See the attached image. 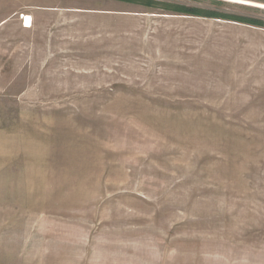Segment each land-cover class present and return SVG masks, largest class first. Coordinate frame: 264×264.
<instances>
[{
  "label": "rangeland",
  "instance_id": "rangeland-1",
  "mask_svg": "<svg viewBox=\"0 0 264 264\" xmlns=\"http://www.w3.org/2000/svg\"><path fill=\"white\" fill-rule=\"evenodd\" d=\"M0 22V264H264V0Z\"/></svg>",
  "mask_w": 264,
  "mask_h": 264
},
{
  "label": "trees",
  "instance_id": "trees-1",
  "mask_svg": "<svg viewBox=\"0 0 264 264\" xmlns=\"http://www.w3.org/2000/svg\"><path fill=\"white\" fill-rule=\"evenodd\" d=\"M117 1H126L128 2V0H117ZM130 1V0H129ZM173 11H177L179 12L180 14L182 15H186V16H196V17H205V18H211V17H219V18H223V19H231L232 20H239L241 21L240 19H234L233 17H222V16H219V15H214V14H211V13H208V12H204V11H200V10H196L194 8H191V7H179L176 9H173ZM256 26H259V27H263L264 28V25H256Z\"/></svg>",
  "mask_w": 264,
  "mask_h": 264
},
{
  "label": "built area",
  "instance_id": "built-area-1",
  "mask_svg": "<svg viewBox=\"0 0 264 264\" xmlns=\"http://www.w3.org/2000/svg\"><path fill=\"white\" fill-rule=\"evenodd\" d=\"M18 19L20 20L23 29H30L31 28V26H32L31 17H29L27 15L20 14Z\"/></svg>",
  "mask_w": 264,
  "mask_h": 264
},
{
  "label": "crops",
  "instance_id": "crops-1",
  "mask_svg": "<svg viewBox=\"0 0 264 264\" xmlns=\"http://www.w3.org/2000/svg\"><path fill=\"white\" fill-rule=\"evenodd\" d=\"M35 9H38V8H40V7H34ZM20 15V14H19ZM23 15H27V16H29V17H31V19H32V24H33V20L34 19H37V16H36V14H35V11H30V10H28V11H25V12H23ZM17 20H19V19H17ZM0 24H1V22H0ZM18 25H19V27L23 30V31H29V29H23L22 28V24H21V22H20V20L18 21Z\"/></svg>",
  "mask_w": 264,
  "mask_h": 264
}]
</instances>
